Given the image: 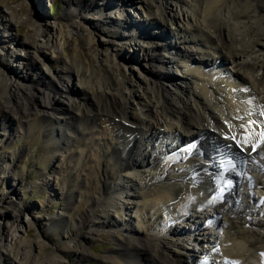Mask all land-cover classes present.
Listing matches in <instances>:
<instances>
[{
  "label": "bare ground",
  "instance_id": "bare-ground-1",
  "mask_svg": "<svg viewBox=\"0 0 264 264\" xmlns=\"http://www.w3.org/2000/svg\"><path fill=\"white\" fill-rule=\"evenodd\" d=\"M69 1L80 19L91 20L95 28L107 26L103 32L112 51L99 58L102 73L93 74L76 57L63 58L59 68L45 64L33 41L45 38L42 47L52 48L54 57H60L55 24L29 17L23 12V3L15 12L1 0L0 16L5 17V23L0 21V50L8 55L5 41L15 40L3 33L5 27L16 28L24 23L29 30L22 35L16 28V35H22L17 44L25 51L23 58L17 55L22 61L23 76L9 75V66L0 64V139H9L6 133L10 126L29 128L40 123L48 139L53 140L55 151L65 149L75 155L81 149V154L92 142L96 143L98 147L86 158L91 169L96 170L95 176L76 187V192L78 188L85 189L82 203L76 198L78 193H67L75 204L79 203L76 212L70 206L59 217H50L45 224L50 232L36 236L34 242L27 237L32 224L28 208L11 189L3 191L0 203L8 198L11 209L10 213L0 210V264H69L70 256L77 257L80 263L89 261L92 255L85 241L92 243L99 231L124 235L112 250L113 255L101 257L108 264H186L182 255H188L194 231L202 236V257H198L197 264H264V196L254 190L264 193V145L255 152L250 145L244 151L225 147L234 145L225 136L243 134L241 117L244 123L250 119L258 122L255 132L264 123V25L261 36L252 30L256 21L253 19L264 10V0H190L193 4L181 0L188 5L182 22L178 9L164 0H118L123 7L116 16L105 12L111 4L108 0H102L98 8L96 0ZM135 1L146 13L141 21L123 17L128 9L125 6ZM226 14L243 19L242 25L229 23ZM65 16L71 27L82 30L81 20L71 13V7ZM121 26L126 29L124 33L118 30ZM157 29L161 30L159 34L155 33ZM126 32L130 38L145 39L141 42L153 51L149 55L141 52L136 60L140 59V64L156 63L151 71L142 66L147 76L137 72L134 81L127 77L120 62L125 57L121 38H129L125 37ZM181 32L183 36L179 35ZM81 37L90 48L92 39ZM189 44L198 48L197 52L202 50L210 60L192 56ZM139 46L140 49L143 43ZM131 47L135 57L136 50ZM168 48L178 53L168 56V60L156 54ZM179 54L184 60H179ZM29 56L36 58L32 69L42 75L47 85L26 72ZM190 60L202 70L187 66ZM171 62L186 74L183 86L177 84V75L164 69ZM210 62L213 69L217 63L226 68L222 77V66L216 68V74L202 67ZM133 69L130 68L132 73ZM67 81L78 83L81 93L72 90ZM162 82H171L174 89ZM143 84L148 100L140 105L138 113L131 104L142 96L132 88ZM45 94L52 105L45 101ZM161 118L166 121L163 125L169 138L174 135L178 141L172 142V154L162 145L166 140ZM85 135L88 141L83 140ZM253 140H259V136ZM11 161L10 157L5 158L8 164ZM76 161L74 158V164L68 161L67 165L76 167ZM112 168L116 174L108 172ZM23 176L22 170L20 175L7 173L3 181L12 179L19 185ZM128 205L138 218L136 224L131 213L125 217ZM201 217L209 225L199 221ZM186 219L192 222L186 229L182 226L178 231L171 224ZM86 226L91 232L83 231ZM184 233L188 234L187 239ZM169 235L172 239L173 235L180 236L173 239L180 249L173 255L165 240ZM194 239L198 240L196 236ZM26 246L30 248L21 253Z\"/></svg>",
  "mask_w": 264,
  "mask_h": 264
},
{
  "label": "rangeland",
  "instance_id": "rangeland-1",
  "mask_svg": "<svg viewBox=\"0 0 264 264\" xmlns=\"http://www.w3.org/2000/svg\"><path fill=\"white\" fill-rule=\"evenodd\" d=\"M1 1V0H0ZM6 6H9L14 9L15 12L18 11L19 7L21 6V3L25 4V8L23 9V12L25 11V14L29 17H32L33 19L36 18L37 21L40 22H46V23H51L55 24V38H56V47L60 51V57H54L52 54V48H45L42 47L43 44H45V38L39 37L37 40L35 39L33 42L38 45V53L45 64L50 65L51 68H59L62 66V60L63 58H72L76 57L79 59V62L83 63V66L87 69L88 67L91 68V71L93 74L98 73L101 75L102 73V67L100 66L99 58L103 59L104 55L111 54L112 48L106 44V34H104L103 30L105 25H100L98 28L94 27V24L92 23L91 20L85 19L82 20L80 19V15L77 12V10L74 8L75 6L69 1V0H3ZM111 4L110 6L105 10V12H108L111 14V16H116L118 11L120 12L122 6V2H119L118 0H108ZM171 2L172 6L177 8L179 14V19L181 22L183 21V18L186 17V12L188 5L185 4L181 0H164V2ZM239 2H243L244 0H238ZM97 2V7L100 6L102 3V0H96ZM189 4H193L194 2L190 0H187ZM99 4V5H98ZM185 4V5H184ZM236 4V2H234ZM1 5V4H0ZM237 5V4H236ZM73 6V7H72ZM139 6L138 2L135 1L134 3H129L127 6V12L123 14V17H126L128 19H133L136 21H141L142 18H145L146 13H142V8H138ZM68 7H71V13L77 17V20H81L80 24L82 25V30H79V27L73 28L70 26V22L66 19L65 13L68 11ZM95 8V10H96ZM41 9L43 12V16H40V10ZM94 10V8H93ZM92 10V12H93ZM224 12V11H223ZM222 12V15H223ZM94 13V12H93ZM121 13V12H120ZM78 14V15H77ZM98 15H103L104 13H97ZM90 17V14H85ZM143 15V16H142ZM228 15V14H226ZM264 16V10L262 13H260V16L256 19L255 22H253V31L254 34H258V36L262 35V27L264 25V20L261 19ZM229 17V23L238 25H242L243 19H236V18H230L231 16L228 15ZM5 17L3 15L0 16V21L5 23V20H3ZM120 18V17H118ZM252 22V21H251ZM259 24V25H258ZM48 25V24H47ZM152 25H150L151 27ZM75 27V26H74ZM155 26H152L151 28L155 30ZM172 29L175 28V25L171 26ZM259 27V28H258ZM18 28V31L21 32L22 35L28 31V26L24 23L18 24L16 27ZM15 27L4 28V32L6 36L10 38H15V40L11 39L5 41V52L8 53V55H5L3 50H0V64L3 63L7 65L8 68L7 71H9V75L14 76V77H22L23 73L22 71V61L17 58V55L20 54V56L25 55V51L23 50L22 45L17 44V40L20 39L22 36L16 35ZM169 29V26L166 27ZM255 28V29H254ZM257 28V29H256ZM146 28H144L145 30ZM119 31H122L124 33L126 31L125 28L118 27ZM258 30V31H257ZM156 34H159L161 31L160 29L156 30ZM262 31V32H261ZM191 33L194 34L193 31ZM127 32L125 33V37L128 36L129 38L122 39L121 38V44L123 45V51L122 55L125 56L122 59L120 58L121 64H123V71L126 73L127 77L132 78L133 81L136 80L135 76L137 72H140V75L142 77L147 76V71L145 69H149V71L154 70V67H156V63H149V62H143L139 63V60H136L138 57V54L143 52L144 54H153V51L150 50V48H146L145 39L143 38H130L129 34L126 35ZM174 34L173 32L170 34L172 36ZM181 36L184 35L183 32L179 34ZM81 36H86L92 39V46L90 48L86 47L84 45V42L82 41ZM143 43V46H141V50L139 49V44ZM41 45V46H40ZM190 49H192V56H204L208 60L209 56L200 50L197 52L198 48L194 47L193 44H189ZM210 45V44H209ZM130 46L135 48V57L132 56V50L130 49ZM131 47V48H132ZM156 53V52H155ZM160 54L162 56H165L164 59L168 60L170 59V56H173L175 53L177 54L178 52L176 49H170L168 48L167 50H160L156 54ZM213 54V53H212ZM169 56V57H168ZM116 58V57H114ZM179 60L182 59L180 57V54L178 55ZM124 59V60H123ZM116 60V59H115ZM119 60V59H118ZM122 60V61H121ZM184 60V59H182ZM181 60V62H183ZM210 60V59H209ZM37 63L36 58H32L31 56L26 57V65H25V70L26 72L32 76V78L35 81H39L40 83H44V85H47L48 83L44 78H41L42 75L40 73H35L32 69V65ZM170 65V66H169ZM4 66V65H3ZM142 66H145V69ZM187 66H194L196 67L197 71H201L202 69L200 66L194 63L192 65V60L190 62L188 61ZM216 68H220L219 66H222L220 63H217L214 65ZM204 69L211 71L212 73L216 74V68L213 69L211 62L209 65L204 64ZM1 68V67H0ZM130 68L133 69V73L130 70ZM164 69L169 72L170 75H177V84L180 86H183V69L177 66V64L171 62L170 64H167ZM2 70V69H0ZM180 70V71H179ZM221 70V77L222 74L225 73L226 68L222 66ZM135 71V74H134ZM6 72V71H5ZM153 75V74H151ZM181 78V79H180ZM224 80V78H223ZM69 84L68 86L75 92L81 93V86L78 83H72L71 81H67ZM163 83V82H162ZM164 86L166 85L167 88H171L172 90L174 89L173 84L171 82H165L163 83ZM183 84V85H182ZM146 86L143 84L141 88L138 86H133L134 91H138L137 95L141 94L142 97L137 98V100H133V104H131V108H134L135 111L140 113V108L141 104L143 102H146L148 100L147 97H145V92L144 88ZM45 101L49 102V104L52 105V101L48 99L49 97L47 94L44 95ZM162 119V118H161ZM166 123L165 119H162V124L161 128L165 131V143H162L164 148H168V150L171 151V144L173 141H176L174 139V135H172L171 138L168 136V129H166L165 125ZM9 129L7 130V136H9L8 140H5V138L0 139V197L2 195V192L7 190L8 188L11 189L10 191L18 197L19 200H21L24 204L25 207L28 208L27 212H29L28 217L30 218L32 224L31 228L29 230V233L27 234V237H30L32 242H34L36 236L41 235L43 233L48 234L50 231L47 229V226L45 225L50 217H59L61 213H64L67 209L71 207L73 209V212H76V208L79 206L78 204H75L73 201V198H70L67 193L74 191L76 194V198L79 199L80 203H82L83 199V192L85 191L84 188H78L76 192V187L79 186L80 182L87 179V178H92L95 176L94 171H96L94 168L91 169L90 162L88 163L87 154H93L95 150V147L97 148V144L93 143L90 145V147H86V149L79 153L81 149H78V153L75 155L73 153H69L64 151L65 149H59L55 151L54 146H53V140L50 141L48 139V135L45 128L43 127L42 124L36 123L32 124L29 128H26L24 125L17 124L16 128L11 129V126L8 127ZM1 133H3V130H0ZM87 135L83 136V140H87L86 138ZM88 141V140H87ZM178 142V141H176ZM150 145H153L150 143ZM149 145V146H150ZM170 146V147H169ZM152 149V148H150ZM170 153V152H169ZM84 154V155H83ZM172 154V153H171ZM73 155V158L71 156ZM80 155V158H79ZM86 155V156H85ZM10 157L11 158V163L8 164L5 162V158ZM74 158L78 161H76L78 164L76 167H71V165H67L68 161L71 162V164H74ZM6 169V173H5ZM142 169H146V166H142ZM1 170H4V172H1ZM21 170L24 173V179L22 183L19 185L15 183L12 179H7L6 182L3 181V177L7 173L11 176L12 174L15 175H20ZM110 174H116L117 171L116 169H110L108 170ZM90 174V175H89ZM63 175V178L60 179V177ZM59 177V178H58ZM65 177H68L65 179ZM10 178V177H9ZM101 178V176H100ZM108 181V179H106ZM257 193H260L259 195L264 196V193H261L258 191L259 189H254ZM263 194V195H262ZM9 203L8 198H4V202L0 203V210H2L5 213H10V207L7 205ZM77 205V206H75ZM74 206V207H73ZM129 206V205H128ZM111 210L113 211L114 208L111 207ZM264 211V210H263ZM12 213V212H11ZM125 217L131 213L134 215V223H138V218L135 215L134 212H132L131 207L129 206L126 210ZM208 219V216H206ZM205 219V217H201L198 219L199 221H205L206 226L209 225L208 220ZM197 220V219H196ZM173 227L176 225L177 230L180 231L182 226L186 229L190 224H192L191 221H188L187 219L183 222H176V223H171ZM48 225V224H47ZM140 225H142L140 223ZM143 226V225H142ZM20 228V227H19ZM143 229V228H141ZM184 229V231H185ZM21 230V228H20ZM145 230V228L143 229ZM84 232H91V229L88 228L87 226L83 230ZM195 234L194 236L192 235V238L190 239L191 242H189V246L187 248L189 253L188 255H182V258L186 261V264H197L198 257L201 256V249H202V243L200 241V238L202 236L198 235V231H194ZM111 233V232H109ZM108 232H102L99 231L97 232L93 237L94 241L92 243L85 241L87 250L91 253L92 255V260L89 261H82L81 263L78 262L77 257L70 256L68 261L69 264H108L105 263L101 260V257L104 255H113V249L117 248V244L119 243V239L123 237L124 235L118 234V236L110 235ZM184 239L188 238V234L184 233ZM187 234V235H186ZM174 238L180 237V236H175L173 235ZM198 238L196 241L194 238ZM168 237V236H167ZM173 238V239H174ZM42 239V237L40 238ZM173 239L168 237L166 238V244L169 248V252L172 254L173 252H177L178 247L177 245L174 244ZM46 244H48L50 247H52V244L48 241H45ZM196 243V244H195ZM57 245L61 248H63L62 245ZM192 247H195V252L194 250L192 251ZM30 247L26 246L24 249L21 250V253L25 250H28ZM190 251L192 253H190ZM194 253V254H193ZM173 255V254H172ZM194 255V256H193ZM195 259H193V258ZM74 261V262H73Z\"/></svg>",
  "mask_w": 264,
  "mask_h": 264
},
{
  "label": "snow or ice",
  "instance_id": "snow-or-ice-1",
  "mask_svg": "<svg viewBox=\"0 0 264 264\" xmlns=\"http://www.w3.org/2000/svg\"><path fill=\"white\" fill-rule=\"evenodd\" d=\"M264 116V112L261 113ZM242 121L241 126L244 128L243 134H233L231 136H225V139H229L234 141V145H225L226 148H233L238 147L240 151H244L245 147L250 145L252 151L255 152L259 149L262 145H264V123L260 124V131L255 132L254 127L257 125L256 120H248L247 123H244V118H240ZM254 136H259V140H253ZM189 148L192 145L188 146Z\"/></svg>",
  "mask_w": 264,
  "mask_h": 264
}]
</instances>
